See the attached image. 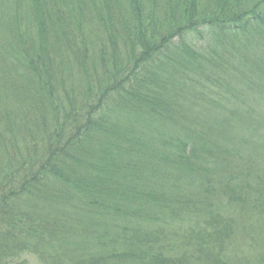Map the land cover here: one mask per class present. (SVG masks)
<instances>
[{
    "label": "trees",
    "instance_id": "trees-1",
    "mask_svg": "<svg viewBox=\"0 0 264 264\" xmlns=\"http://www.w3.org/2000/svg\"><path fill=\"white\" fill-rule=\"evenodd\" d=\"M264 264V0H0V264Z\"/></svg>",
    "mask_w": 264,
    "mask_h": 264
},
{
    "label": "rangeland",
    "instance_id": "rangeland-1",
    "mask_svg": "<svg viewBox=\"0 0 264 264\" xmlns=\"http://www.w3.org/2000/svg\"><path fill=\"white\" fill-rule=\"evenodd\" d=\"M24 259L26 260L27 264H39L38 261L33 257L27 256Z\"/></svg>",
    "mask_w": 264,
    "mask_h": 264
}]
</instances>
